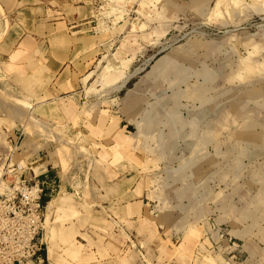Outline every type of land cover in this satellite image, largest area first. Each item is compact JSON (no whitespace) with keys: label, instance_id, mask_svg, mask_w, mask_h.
Segmentation results:
<instances>
[{"label":"rangeland","instance_id":"374dc122","mask_svg":"<svg viewBox=\"0 0 264 264\" xmlns=\"http://www.w3.org/2000/svg\"><path fill=\"white\" fill-rule=\"evenodd\" d=\"M72 1L85 56L55 79L42 66L26 84L32 101L0 83L8 213H23L25 185L48 183L35 175L46 155L75 173L36 206L44 264H101L120 242L147 264H264V0ZM0 7L1 39L13 16ZM70 42L52 37L54 57ZM119 180L121 200L146 198L137 234L113 221Z\"/></svg>","mask_w":264,"mask_h":264},{"label":"crops","instance_id":"0c3cea01","mask_svg":"<svg viewBox=\"0 0 264 264\" xmlns=\"http://www.w3.org/2000/svg\"><path fill=\"white\" fill-rule=\"evenodd\" d=\"M57 1L58 0H54L55 4ZM51 2L48 4L46 3V8H42L39 6V4L42 3L41 0H0L6 13H9L11 17L13 16V22L9 28L8 34L6 36L3 35L0 39V83L11 86L8 88H2L5 92L17 97L21 96L22 99L32 101V98H36L26 89V84L33 77L40 76L39 72L41 71L42 66L49 67L50 64L52 66L54 64L56 66H54L55 73L53 74V70H51L49 74V70L53 68L52 66L51 68L49 67L46 71L49 75L46 78L54 77L55 79L61 69L67 65L70 58L75 54L76 57H83V55L85 56L86 54L84 46L81 47L82 44H85L83 42L89 38L81 35L82 29H84L82 28L84 26L83 23L86 22L85 19L81 20L83 22L82 24L77 22L80 18H77V14L82 12L83 7L75 6V1L72 0L59 1L57 2L58 5H52ZM42 12L44 18H41ZM42 21H46L47 23L43 24ZM80 28L81 30H79ZM71 30H75L74 37L70 35L72 32ZM61 33H67L71 41L68 48H61L59 43H54L57 46L58 51L61 52L60 54L63 55L62 58L64 61L54 57L53 54L56 47L52 46V37L57 39L58 35ZM69 46H71V48H69ZM42 54H45L44 59H42ZM50 54L52 55V58L49 57ZM40 61H44V64L39 65ZM80 61L82 62V60ZM47 73L44 77L47 76ZM53 93L54 92L52 91V94ZM60 95H63V93ZM49 101L51 102V100ZM39 104H41V102H38L35 107H38ZM68 108H65L69 110L68 113H66L67 119H78V117L75 116L77 112L75 107ZM30 141L34 144L39 142V140L36 139ZM43 160V162H39L36 165V167L40 165L37 168L40 171L35 174L39 176L40 180H44V178H47L48 180L45 181L48 183L43 187V197H52V193L56 188L60 189L59 192H61L62 189H72L71 182L73 181L71 174L75 173H71L67 176L66 173H64L63 167H61L62 163L59 160L56 161L51 155H46L43 157ZM32 166L35 165L33 164ZM59 166L60 169H57ZM55 181H57L56 188L53 183ZM78 182L79 181L76 182L77 185L79 184ZM120 183L119 180L118 184H116L117 186L113 184L115 190H118L117 195L113 198V207L114 210L117 211L116 215H112L113 221H118L120 223L124 221L128 223V225H121L126 234L132 235L133 231L137 234L141 219H143L144 215L147 213L148 205L146 204V198H143V195L142 197L141 195L140 197L132 195V197H129L126 200H121L119 194H121L120 191L123 187H121ZM137 186L138 185H133V183L125 186L127 187L126 192H130L128 196L136 193L135 189ZM128 187H130V189ZM144 252L145 255H147L145 250ZM109 254L108 259H104L102 263L100 262L101 264H147V259L143 260L140 258L141 256L135 250L126 251L123 242H120L115 248L110 249ZM47 255L49 260L50 253ZM55 263L59 264L60 262L54 260V264ZM47 264L53 263L48 261ZM82 264L87 263L85 262ZM90 264L99 263L92 262Z\"/></svg>","mask_w":264,"mask_h":264},{"label":"built area","instance_id":"2783aa9c","mask_svg":"<svg viewBox=\"0 0 264 264\" xmlns=\"http://www.w3.org/2000/svg\"><path fill=\"white\" fill-rule=\"evenodd\" d=\"M23 190L27 195L21 201L25 207L22 214L10 215L6 203L0 200V264H44L36 207L41 205L44 191L40 183L25 185Z\"/></svg>","mask_w":264,"mask_h":264},{"label":"bare ground","instance_id":"6f19581e","mask_svg":"<svg viewBox=\"0 0 264 264\" xmlns=\"http://www.w3.org/2000/svg\"><path fill=\"white\" fill-rule=\"evenodd\" d=\"M0 9H1V7H0ZM73 21H74V20H73ZM117 28H118V27H117ZM48 68H49V67H48ZM56 77H57V76H56ZM85 88H86V87H85ZM15 103H16V102H15ZM23 107H24V106H23ZM23 107H22V108H23ZM27 109H28V108H27ZM32 109H33V108H32ZM27 111H30V110H27ZM30 114H31V113H30ZM29 118H30V115H29ZM31 119H32V118H31ZM31 119H30V120H31ZM33 120H34V119H32L31 121H33ZM31 121H30V122H31ZM26 123H29V122H26ZM33 123H34V122H33ZM35 123H37V122H35ZM35 123H34V124H35ZM31 124H32V122H31ZM37 124H38V123H37ZM32 125H33V124H32ZM39 126H41V125H39ZM26 129H27V128H26ZM37 129H38V128H37ZM39 129H40V128H39ZM41 129H43V128L41 127ZM45 130H46V129H45ZM39 132H40V131H39ZM47 132H48V131H47ZM37 133H38V131H37ZM49 135H50V134H49ZM49 135H48V136H49ZM46 136H47V135H46ZM44 138H45V137H44ZM87 151H88V150H87ZM87 153H88V152H87ZM89 154H90V153H89ZM92 159H93V158H92ZM92 159H91V160H92ZM23 162H24V161H23ZM20 163H21V162H20ZM21 164H22V163H21ZM76 165H77V163H76ZM78 168H79V167H78ZM86 178H87V177H86ZM3 185H4V184H3ZM143 191H144V190H143ZM54 204H55V202H54V201H51V202L49 203V207H48V208H49V209H52L53 206H54ZM51 213H52V212H51ZM205 232H206V231H205ZM206 233H207V232H206ZM184 235H185V234H184ZM199 235H202L201 230H199L197 233L193 234V236H195V237H197V236H199ZM204 235H205V233H204ZM205 236H207V235H205ZM195 237H194V238H195ZM203 237H204V236H203ZM196 239H197V238H196ZM169 240H170V239H169ZM192 241H193V245H195L197 248H199V246L202 245V243H200V240H199V241H198V240L195 241V239H194V240H192ZM208 241H209V240H208ZM208 241H207V242H208ZM204 242H205V241H204ZM209 244H210V242H209ZM210 247H211V246H210ZM206 248H208V247H206ZM208 249H209V248H208ZM203 254H204V253H203ZM205 255H206V254H205ZM223 255H224V254H223ZM220 257H221V256H220ZM204 258H205V257H204ZM187 259H188V258H187ZM224 262H225V261H224Z\"/></svg>","mask_w":264,"mask_h":264},{"label":"trees","instance_id":"16d2710c","mask_svg":"<svg viewBox=\"0 0 264 264\" xmlns=\"http://www.w3.org/2000/svg\"><path fill=\"white\" fill-rule=\"evenodd\" d=\"M45 201H46V199H44V197H43L42 203H45Z\"/></svg>","mask_w":264,"mask_h":264}]
</instances>
